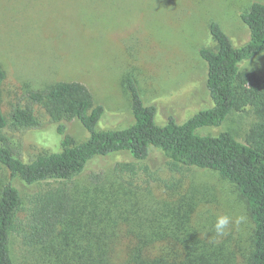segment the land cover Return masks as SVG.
Segmentation results:
<instances>
[{
  "label": "rangeland",
  "instance_id": "1",
  "mask_svg": "<svg viewBox=\"0 0 264 264\" xmlns=\"http://www.w3.org/2000/svg\"><path fill=\"white\" fill-rule=\"evenodd\" d=\"M256 2L264 0H0V64L6 73L3 111L10 118L27 92L78 82L90 90L96 105L104 107L98 129L123 130L135 124L126 83L132 77L144 104L157 107L158 126L171 118L184 124L213 107L207 64L200 56L202 48L216 46L210 24L218 22L241 47L250 40L241 15ZM242 69L264 76V55ZM254 122V114L246 110L201 133L217 136L230 131L244 142ZM66 125L76 143L89 138L79 120ZM2 135L25 162L61 150L62 137L47 119L40 129L12 128ZM151 151L139 165L149 172L132 180L115 173L119 163L134 162L127 155L89 164L70 184L74 210L61 227V237L82 243L88 234L103 230L112 235L154 227L164 232L163 237L171 236L184 256L220 251L217 264H248L253 224L237 188L213 171L174 169L160 150ZM100 173L101 181H93ZM9 178L0 164V193ZM16 185L26 194L23 183ZM219 215L246 219L239 226L230 225L229 234L219 238L213 231ZM12 253L17 264L38 262V251L17 236Z\"/></svg>",
  "mask_w": 264,
  "mask_h": 264
},
{
  "label": "trees",
  "instance_id": "2",
  "mask_svg": "<svg viewBox=\"0 0 264 264\" xmlns=\"http://www.w3.org/2000/svg\"><path fill=\"white\" fill-rule=\"evenodd\" d=\"M241 19L250 31L249 42L241 47L234 45L218 22L210 24L216 46L202 48L200 56L207 64L206 85L213 107L184 124L171 118L167 125L158 126L157 107L144 104L132 77L126 83L135 124L123 130L98 129L104 107L96 105L90 90L78 82H58L25 93L8 118L2 99L6 73L0 64V164L10 175L0 193V264H17L12 253L15 236L38 251L37 264L44 260L47 264H217L220 251L184 256L171 236L163 237L164 232L154 227L112 235L103 230L99 235L88 234L82 243L61 237V227L74 210L70 184L89 164L98 158L127 155L134 162L119 163L115 173L132 180L148 171L139 165L151 157L152 148L160 150L174 169L213 171L237 188L253 224L248 264H264V76L242 69L246 62L264 55V3L252 4ZM246 110L254 114L255 122L244 142L230 131L217 136L201 133L221 127L230 116ZM44 119L57 126L61 150L25 162L2 133L12 128L40 129ZM74 119L89 133L80 144L67 134L66 123ZM102 176L93 181L100 182ZM16 182L24 184L26 194ZM99 221L104 223L102 216Z\"/></svg>",
  "mask_w": 264,
  "mask_h": 264
},
{
  "label": "clouds",
  "instance_id": "3",
  "mask_svg": "<svg viewBox=\"0 0 264 264\" xmlns=\"http://www.w3.org/2000/svg\"><path fill=\"white\" fill-rule=\"evenodd\" d=\"M245 219L243 215L236 217L235 220L229 215H219L216 217L215 223L213 224V231L216 237H225L229 234L228 230L230 225L235 223V225L239 226Z\"/></svg>",
  "mask_w": 264,
  "mask_h": 264
}]
</instances>
